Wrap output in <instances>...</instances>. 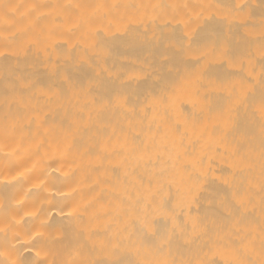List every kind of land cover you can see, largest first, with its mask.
Segmentation results:
<instances>
[{"label":"bare ground","instance_id":"obj_1","mask_svg":"<svg viewBox=\"0 0 264 264\" xmlns=\"http://www.w3.org/2000/svg\"><path fill=\"white\" fill-rule=\"evenodd\" d=\"M0 264H264V0H0Z\"/></svg>","mask_w":264,"mask_h":264}]
</instances>
